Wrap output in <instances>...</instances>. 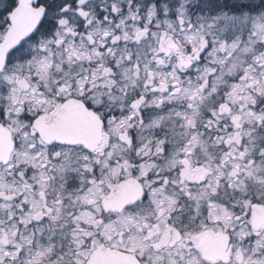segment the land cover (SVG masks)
Segmentation results:
<instances>
[{"label": "snow or ice", "instance_id": "1", "mask_svg": "<svg viewBox=\"0 0 264 264\" xmlns=\"http://www.w3.org/2000/svg\"><path fill=\"white\" fill-rule=\"evenodd\" d=\"M0 264H264V0H0Z\"/></svg>", "mask_w": 264, "mask_h": 264}, {"label": "flooded vegetation", "instance_id": "2", "mask_svg": "<svg viewBox=\"0 0 264 264\" xmlns=\"http://www.w3.org/2000/svg\"><path fill=\"white\" fill-rule=\"evenodd\" d=\"M209 248H210V251H214L215 250L214 242H209Z\"/></svg>", "mask_w": 264, "mask_h": 264}]
</instances>
